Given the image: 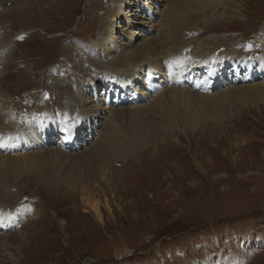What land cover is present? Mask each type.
<instances>
[{
	"label": "rangeland",
	"instance_id": "obj_1",
	"mask_svg": "<svg viewBox=\"0 0 264 264\" xmlns=\"http://www.w3.org/2000/svg\"><path fill=\"white\" fill-rule=\"evenodd\" d=\"M2 1L0 19L4 23L0 36L10 32L14 53L0 76V88L9 93L10 105L17 108L13 111L20 114L14 124H21V118L31 112L26 104L31 97L29 92L37 90V96L31 99L36 109H47L48 99L51 106L55 104V78L50 75L54 73L63 81L81 79L84 66L77 58L80 60L79 54L86 48L79 51L78 45L98 41L116 0H38L42 8L35 0ZM168 1L123 0V15L114 21L113 33L107 34L108 43L121 52L119 58L124 55V46H134L151 37L155 42V36L162 31L161 16ZM219 1L218 7L204 5L205 10L198 15V27L191 31L193 36L201 35L198 40L231 36L233 42L229 47L236 40L242 52L235 49L224 52L235 60L240 54L255 58L263 55L264 0ZM137 6L155 7L150 9L154 18L150 20L143 14L140 17ZM3 11H8L7 16L1 15ZM166 40L163 42L168 45ZM187 45L193 48L191 42ZM160 47L163 48L162 43ZM179 51L183 54L182 48ZM235 65L230 67L236 68ZM243 67L248 72L242 77H253L256 70ZM51 68L55 72L52 69L49 75ZM232 83L210 93L193 91L200 94V99L213 95L208 102H200V108H205L204 117L212 104L219 107L222 98L225 116L219 115L221 118L215 122L209 119L201 122L194 131L182 122L175 123L165 140L153 139L163 136L156 134L146 136L143 141L139 138L132 153L112 159L107 177L98 175L87 189L82 185L86 183L84 180L68 186L64 173L72 160L64 158L50 166L57 174L49 183L38 180L37 172L31 170L4 177L10 181L3 193L10 191L13 198L3 201L13 204L11 213L16 214V224L20 226L15 224L6 231H11L10 241L14 242L8 250H14L15 255L10 261L2 253L0 264H264V106L262 103L257 106L248 98L237 101L230 95L234 89L264 81L261 78L241 81L235 76ZM129 84L131 89L136 86ZM216 92L221 95L215 96ZM135 94L140 93L133 92L132 96ZM100 101L106 104L105 99ZM153 102L151 98L142 101L146 105ZM89 104L91 107H84L98 114L89 117L92 125L97 123L93 127L99 132L106 123L107 108L91 101ZM134 105L115 108L126 111ZM195 107L193 118L198 111ZM212 114L215 115H209ZM116 124L124 130L120 128L124 121L118 120ZM95 136L87 146L78 147L74 143L76 153H67L79 156L78 149L82 146L84 154V150L97 143ZM136 137L133 135L131 141ZM47 148L46 145L21 154L13 152L11 156ZM79 160L86 159L79 157ZM85 170L79 167L80 173ZM3 201L0 195V204H5ZM13 230L21 233L12 235ZM258 233L263 238L259 239ZM3 239L1 236L0 242ZM2 249L0 246V252Z\"/></svg>",
	"mask_w": 264,
	"mask_h": 264
},
{
	"label": "bare ground",
	"instance_id": "obj_2",
	"mask_svg": "<svg viewBox=\"0 0 264 264\" xmlns=\"http://www.w3.org/2000/svg\"><path fill=\"white\" fill-rule=\"evenodd\" d=\"M7 1L9 0H3L2 2L7 3ZM35 1L37 2V6L41 7L40 3H38L39 1ZM219 3V0H205L204 2L202 0H175L174 2L169 0L167 3L168 8L166 7V9L162 11L161 24L163 27L162 31L160 30L155 36V42L151 37V39H144V42L141 41L139 44L134 46H124L122 47L124 55L123 57L119 58V54L121 52L119 53L118 50H114L113 45L109 44L107 39V34L113 33L112 29H114V21L117 19V17L121 18L123 15V0H116L110 8L109 14H107L108 20L103 24L99 33V36L100 34L102 36L98 38L97 42H94L95 45H78L79 51L82 47L86 48V50L82 53L79 52L80 60L77 58L82 67L84 66L82 70L84 74L81 76V79L76 77V79L63 81L55 78L54 84L55 89L57 90H55V104L51 106V110L37 108L33 110V113L23 116L21 120L23 119V122L27 120V124L23 122H20L21 124H14L20 114H15L13 111L17 110V108H14L10 105L11 100L9 99V93H4V88H0L1 139L7 140L10 138L15 140L25 137V139L16 140L17 143L20 144L23 141L25 143L32 142L35 147H42L36 146V129L38 125L66 127L67 129L76 127V129H78L81 134H83L87 130L88 126H90V128L92 127L93 134L99 133V135H94L97 142L94 147H90V149L87 147L88 149L84 150L83 154V151L80 150L82 148L81 146L78 149V151L81 152L79 156H73L67 153L68 151H63L62 146H59L61 147V150H59L57 149L59 147L54 148L53 146L49 147V145H47L49 147L47 149L26 155L23 154L11 156V154H4L0 152V195L2 201L13 198L11 197L12 194L10 191H8L6 194L3 193L4 190H6L5 185L10 181L9 179L5 180L4 177H11V174H19V172L25 173L29 170L32 172L36 171L38 180L49 183L50 181L54 180L55 173L50 170V166L59 163L64 158L72 160L71 165L66 167L64 173L65 181L70 183L68 186H74L76 183H78V181L83 182L84 180L86 183L82 185H84L87 189L89 183L96 180L98 175H100L101 178H103V176H105L104 178L107 177V170L109 168V164L112 162V159L119 158L123 153H132L136 148V143L139 138L143 141L146 139V136L156 134L163 136H161V138L156 137L153 139L165 140V136L168 137L173 132V127L171 126L175 123L182 122L186 128L188 127L187 129L194 131L201 122H205L208 119L215 122L217 118H221L218 117L219 115L222 117L225 116L227 112L223 107L225 103L223 98L220 100V102H218L220 104L219 107L215 108L212 104L210 110L207 111V114L204 117L203 113L205 108L203 109L202 106L200 108V102H208V98L212 94L205 95L206 99H200L198 97L200 94L194 93L193 90L191 91L189 89L178 87H169L163 89L154 95V97H150L152 101H154L152 105H146L140 102L133 107L128 108L130 112L128 110L125 111V108L121 109L113 107L115 108V110H113L103 107L107 108L105 110L107 120L99 132H97V129L93 127L89 117L93 116V118H95V116L98 114H96L92 108H86L85 110H82V107L86 106L87 103L90 102L89 100H91V95L89 98L87 97V91L89 87H91L93 90H96L97 92L102 90L101 99H105L106 95L111 93L112 97L109 101L111 103V99L115 95L121 96L122 88L128 87V94L133 95L130 94L131 86L129 83H131V85L136 83L135 92L140 93L139 95H136L145 98L147 97V93L150 89L151 79L153 77H157L160 81L164 80L165 75L159 73L163 72L165 69H171L177 73L182 70L186 72L187 68H192V72H194V70L197 71V68L199 67L207 68L209 65L210 68L214 69L212 71V74L214 75L218 68L223 69L226 66H234L237 63V67H234L236 75L238 73L239 66H241L240 68H246L243 66H248L251 69L254 68L259 73H264V53L263 55L261 54L262 56L260 55V57L256 58L255 56L252 57L251 55L240 54L239 57L233 61L234 56H231L229 53L224 51L235 49L241 53L242 50L239 47V43H237L238 41L236 40L235 43H233V46L229 47V44L233 42V40L230 38L231 36L224 35L226 37H214L210 39L208 38L198 40L201 35L199 34L200 36H198L197 39L191 33V31H196L195 29L198 27V15L205 10L204 5L212 4V6L218 7ZM16 4L18 5L19 2ZM9 6H11V4H9ZM135 8L138 10L137 13H140V17L144 16L147 18V9L143 7L141 8L139 6ZM157 9L158 8H156V10L154 9L155 12H157ZM132 10L133 8L131 11ZM7 12L3 11L1 12V15L4 14L7 16ZM141 14H143V16H141ZM3 20L4 19H0V27L4 23ZM148 20L149 19H146L145 21L147 22V25L150 24ZM10 29L12 30V27H10ZM144 33L147 34V31L145 30ZM122 36L128 37L124 34H122ZM165 39H167L166 41L168 42V45L166 42H163ZM11 40L10 32L6 35L0 36V76L5 71V66L8 64L10 56L12 53H14L13 49L10 47L12 44ZM190 42L193 45V48H191L190 45H187ZM261 42L264 48V37L261 39ZM161 43L163 48L160 47ZM96 48L99 50L95 51ZM181 48L183 49V54H180L179 50ZM186 52L187 54H184ZM113 59L116 61H113ZM206 71L209 72L208 69H206ZM188 75L195 77L202 82L209 80V75H205V73L199 75L195 74L194 76L189 73ZM98 81H101L102 84L97 85ZM143 83H145V86ZM144 88H146L145 92ZM89 91H91V89H89ZM223 91L226 92L227 89H224ZM216 95L218 96L221 94L216 92L215 96ZM230 95H232L234 100L236 99L237 101H240L243 98H248V100L252 99L253 102L257 104V106L260 103H262L264 106V83L252 86L248 85L234 89ZM120 96H118V100ZM195 105V110L198 111L196 117L194 116L193 118L191 117V114L194 113L193 110ZM35 110L38 111L36 112ZM90 110L92 111L91 113H89ZM227 110L230 111L229 107ZM210 112L214 113L215 115L212 114V116H210ZM74 115H76V119H70ZM87 116L89 117L90 123H88ZM118 120L124 121V126H119L124 130L118 129V125L116 124ZM83 125H85V128H83ZM184 129L185 128H182V130ZM48 134H52V132H49ZM133 135H136L137 137L131 141ZM61 139H63L62 136L60 137V140ZM61 142H63V140ZM72 142L70 143V147L72 148L71 152L76 153V145H74V142ZM16 153L18 152H15L14 154ZM19 153L21 154L25 152ZM79 157H85L86 160H79ZM82 166L85 167L86 170L83 173H80L79 167ZM55 170L56 166H54V171ZM19 197L20 196H17L16 199ZM18 200H20V198ZM3 202L5 204H0V229H2V231L5 233L0 235V237H4L2 242H0V246H3L0 256L6 254L10 260L13 259V255L15 254L14 250L8 249L14 242L10 241L11 231L10 233H7L6 231L11 226L16 224L15 218L17 216L15 213H11L13 204H9L10 202ZM93 203L90 205L93 206ZM23 225L24 223L21 226ZM16 226L20 225L16 224ZM19 233L21 232L13 230L12 235ZM258 238H263V235L258 233ZM14 260H12V262H14Z\"/></svg>",
	"mask_w": 264,
	"mask_h": 264
},
{
	"label": "snow or ice",
	"instance_id": "obj_3",
	"mask_svg": "<svg viewBox=\"0 0 264 264\" xmlns=\"http://www.w3.org/2000/svg\"><path fill=\"white\" fill-rule=\"evenodd\" d=\"M249 47H251V45H249Z\"/></svg>",
	"mask_w": 264,
	"mask_h": 264
}]
</instances>
